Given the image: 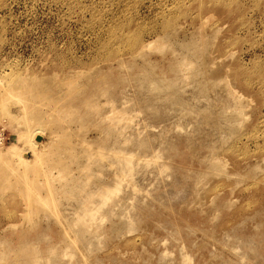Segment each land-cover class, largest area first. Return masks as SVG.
Instances as JSON below:
<instances>
[{
	"label": "rangeland",
	"instance_id": "374dc122",
	"mask_svg": "<svg viewBox=\"0 0 264 264\" xmlns=\"http://www.w3.org/2000/svg\"><path fill=\"white\" fill-rule=\"evenodd\" d=\"M99 88L134 121L87 108ZM0 98L3 264H264V0H0ZM33 128L70 148L63 170L31 173L54 206L3 167ZM89 196L102 207L84 221Z\"/></svg>",
	"mask_w": 264,
	"mask_h": 264
},
{
	"label": "bare ground",
	"instance_id": "6f19581e",
	"mask_svg": "<svg viewBox=\"0 0 264 264\" xmlns=\"http://www.w3.org/2000/svg\"><path fill=\"white\" fill-rule=\"evenodd\" d=\"M152 40H150V42H148V43L146 42L145 44L140 46L138 48L137 55L144 53L147 49L152 48L154 45L157 48H160L163 46V42L161 39L157 38L156 40L155 39L153 41ZM62 78H64V77H62ZM21 79H23V78H21ZM25 79L29 80L27 78H25ZM30 80L28 82H30ZM31 81H34V80L32 79ZM52 82H53V80H52ZM61 82L59 84H61ZM35 83L39 84V82H35ZM59 86L57 88H59ZM60 89H63L66 92H68L67 97L72 98L74 96L73 95L74 86L71 82L64 81L63 86ZM7 90H6L7 93H4V95L6 94L5 97L7 95H9L8 94L9 90L8 91ZM13 90L15 92L14 88H13ZM14 92L12 91V96L17 94V93L15 94ZM17 92H18V90H17ZM19 92H20V90H19ZM9 93H11V92H9ZM23 93H25V94L28 93L32 96L36 95V97H39L40 92L37 90V92L35 93L33 90H31V87H30V89L29 88L26 89V91ZM4 95H2L3 98H4ZM12 96H10L11 100H14L16 102H17L18 98L25 97L22 95L21 96L16 95L15 97L17 99H15V98L13 99ZM1 98H0V100H1ZM8 99H10L9 96H7V100ZM47 99L56 103L55 106L52 108V112L54 114L61 115L64 112V110L68 115H71L73 113V109L70 108L71 107L70 104H67L69 107H63L61 105V101L63 99L61 97L57 96L56 94L51 95L49 98L47 97ZM4 101L6 102L5 98H4ZM14 101H12L13 104H14ZM5 102L2 104L5 105ZM82 103L85 106H87V108H89L91 111H93L95 115L99 116L100 118L105 117V119H107V122L110 123L109 126H118V124H122L125 122H132V121H134V117L138 113V111L136 109H133V107H131L132 105L130 104V102L127 99H125V100L122 99L121 100L122 107H118L116 99H114L105 89H100V88H99V90H97V92L93 91L88 96H86L84 98V100L82 101ZM8 104H6V105H8ZM102 106L106 107L105 110H103V111L101 110ZM6 108H7V106H6ZM22 109H21V112L23 111L22 113L24 115L26 110L24 111V109L23 110ZM10 115H12V114H10ZM32 125H33V123L32 124L30 123V126H32ZM19 135L20 136H18V138L16 139V142L15 143L13 142L14 144H11L8 148H6V151H4V153H3V151L1 152V153H3L4 156H6V158L4 159L5 161H4L3 167L5 168V166L7 165L6 169H8L10 171L9 175H12V173H14L13 175L16 176L17 182L19 183V186L24 188L23 192L26 195L33 197L34 199L33 198L32 199L34 201L36 200V201H38L44 205L54 206V204H55L54 200L50 197L49 193H47V195L45 197H40L39 195H37L35 193L34 183H36V181L33 178H31V176H32L31 173L33 172L36 176H38L40 174L44 175L45 171H44V169L43 170L41 169L42 166L39 164V162L40 163H46L47 160L51 159V158H54L51 160V167L53 166L55 168H60L61 170H63L64 165L66 164L67 158L69 157L70 148L66 143L62 147L59 148L57 140H54L57 138H53L52 139L53 141L49 142V144H48V142H46L47 144H44L45 146H42L43 148L45 147L44 149L40 148L39 145H41V143H43V141H41V139H36V137H41L40 128H33L32 131L30 130V132L29 131L24 132V133H21ZM59 149H61V151H59ZM56 151H57V154L55 155ZM28 152H31V154H32L31 158L26 157V154ZM47 155L49 158H47ZM0 160H1V155H0ZM123 160L126 163V165H123V166L121 165L124 169V172L125 173L131 172L132 167H133L131 160L127 157H124ZM2 162H3V159H2ZM19 166L22 167L23 170H21V171L18 170L17 167H19ZM15 172H16V174H15ZM7 175H8V173H7ZM9 175L6 176V174H4V176H2V177L6 178V180H8V177H10ZM46 175H48V174H46ZM11 178H12V176H11ZM123 180H124V178L115 177V180L110 185L103 187L98 192V195L101 196L99 202L103 203L105 200L110 198L112 195H115L119 191H121V184H122ZM21 191H22V189H21ZM91 198H92V196H89L88 198H85V201H84L85 214H84V218L82 219L84 221L86 218H88L89 220L94 219V211H97L98 208L102 207L100 205H96V206L91 205V203H92ZM82 223H84V222H82ZM4 250H5V248L0 249V264L4 263V258L6 255V251H4Z\"/></svg>",
	"mask_w": 264,
	"mask_h": 264
},
{
	"label": "water",
	"instance_id": "95a60500",
	"mask_svg": "<svg viewBox=\"0 0 264 264\" xmlns=\"http://www.w3.org/2000/svg\"><path fill=\"white\" fill-rule=\"evenodd\" d=\"M36 139H40V137H36Z\"/></svg>",
	"mask_w": 264,
	"mask_h": 264
}]
</instances>
